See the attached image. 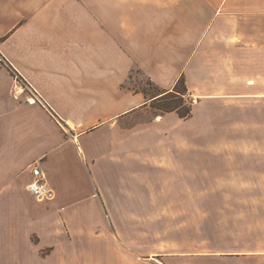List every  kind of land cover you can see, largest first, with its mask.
<instances>
[{
  "label": "crops",
  "instance_id": "0c3cea01",
  "mask_svg": "<svg viewBox=\"0 0 264 264\" xmlns=\"http://www.w3.org/2000/svg\"><path fill=\"white\" fill-rule=\"evenodd\" d=\"M16 74L43 102H29L28 92L14 96ZM137 75L159 93L134 88ZM181 77L201 104L235 103L246 115L237 124L264 128L248 115L264 110V0H0V220H25L40 207L27 202L35 199L33 165L55 194L41 208L67 221L82 210L79 198L69 200L81 194L71 165L100 171L164 157L174 173L180 141L195 154L193 136L232 123L193 107L183 118L154 106ZM252 129L237 136H256ZM228 228L248 234L236 244H206L190 261L264 264V224Z\"/></svg>",
  "mask_w": 264,
  "mask_h": 264
},
{
  "label": "rangeland",
  "instance_id": "374dc122",
  "mask_svg": "<svg viewBox=\"0 0 264 264\" xmlns=\"http://www.w3.org/2000/svg\"><path fill=\"white\" fill-rule=\"evenodd\" d=\"M15 76L14 96L28 92L26 100L43 102L34 87ZM132 83L150 95L159 93L143 76H134ZM191 96L188 91L183 97L171 93L153 104L162 109L179 106L181 112L190 105L213 122L226 117L232 123L209 124L213 136H193L195 154L183 152L188 147L180 141L174 173L167 172L164 157H150L147 166L140 157L133 158L130 164H111L100 171L91 164L84 171L71 165L70 181L81 194L69 200L82 201L77 204L80 215L69 221L51 219L41 207L53 200L54 191L46 202L27 199L29 205L40 206L27 219L0 220V264H212L192 263L190 256L204 253L206 244H236L247 236L243 230H229L228 224H264L263 126L237 124L236 118L246 115L235 103L203 105L195 96V104ZM248 111L264 123L262 108ZM253 127L256 136H237ZM115 149L123 154V146ZM156 151L158 156L163 153L157 146Z\"/></svg>",
  "mask_w": 264,
  "mask_h": 264
},
{
  "label": "built area",
  "instance_id": "2783aa9c",
  "mask_svg": "<svg viewBox=\"0 0 264 264\" xmlns=\"http://www.w3.org/2000/svg\"><path fill=\"white\" fill-rule=\"evenodd\" d=\"M190 102L195 103L197 102V99L195 96H191ZM32 176L33 180L28 185V189L31 192V194L38 200V201H45L49 200L53 197V191L48 186L45 175L43 173V170L40 166L35 165L32 169Z\"/></svg>",
  "mask_w": 264,
  "mask_h": 264
},
{
  "label": "trees",
  "instance_id": "16d2710c",
  "mask_svg": "<svg viewBox=\"0 0 264 264\" xmlns=\"http://www.w3.org/2000/svg\"><path fill=\"white\" fill-rule=\"evenodd\" d=\"M178 86H182V91L177 90ZM186 92H187V88H186L185 83H184V78L181 77L172 92L166 93V94L162 95L158 99H160L159 101H162L163 102V101H165L167 99V96L169 94H171V93H175L177 96L183 97V96H185ZM156 99H154V100H156ZM189 106L186 108V110H184L182 112H181L179 106H176V107L172 106V107H170V109H162V107L161 108L159 107V108L161 110H163V111H173V110H176L179 113V115L184 118V117H189L191 115V113H192V108H190Z\"/></svg>",
  "mask_w": 264,
  "mask_h": 264
}]
</instances>
